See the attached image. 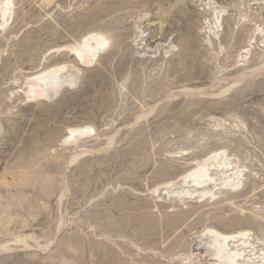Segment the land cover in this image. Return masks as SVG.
Instances as JSON below:
<instances>
[{
	"label": "rangeland",
	"instance_id": "1",
	"mask_svg": "<svg viewBox=\"0 0 264 264\" xmlns=\"http://www.w3.org/2000/svg\"><path fill=\"white\" fill-rule=\"evenodd\" d=\"M2 2L0 264H224L208 229L264 264V0ZM89 32L104 51L80 63ZM63 64L75 85L30 95Z\"/></svg>",
	"mask_w": 264,
	"mask_h": 264
},
{
	"label": "bare ground",
	"instance_id": "2",
	"mask_svg": "<svg viewBox=\"0 0 264 264\" xmlns=\"http://www.w3.org/2000/svg\"><path fill=\"white\" fill-rule=\"evenodd\" d=\"M7 5L5 4V2H2L0 4V17L2 20L6 18L8 11H9L7 8ZM81 38H82V41H80L81 44L78 45V47L67 48L68 51H70V53L72 55H74L75 58L80 63H83L84 58H88L91 61L96 60L98 58V56L100 55V53L104 51V47H105L104 45L105 44L103 43V41L106 42V37H104V35L102 36L99 33H90V34H88L84 37H81ZM74 46H76V45H74ZM69 47H71V46H69ZM55 49H57V48H55ZM56 53H58V52H56ZM65 65L63 64V65H59V66L45 68L44 70H39L38 72L36 71V73H34L31 76L29 75L30 77L29 76H28L29 78L27 77V80H28L27 84L30 83V89L28 88L30 95H31V93H33V94L39 96L40 98H43L44 100L45 99L48 100L52 97H57L58 95H61V93L64 89H66V88L68 89L69 87L75 85L76 84L75 75L73 73H70ZM25 93H27V90ZM22 94H23V92H22ZM27 94L29 95V93H27ZM87 129H88V127H82V128H70L69 127V129H68L69 132H67V134L69 133V135H67L66 139L71 138L72 136L82 135ZM90 133H91V131H90ZM204 160H205V158H204ZM210 160H212V159H210ZM198 161L200 162V164H198L196 167L193 166L194 168H192L188 173H186L182 177V180L184 182L190 184L193 188H195V194L197 192H199L201 194V197H202L204 194L203 191L207 190L208 188H213V186L216 187L218 185L217 184L218 182H216L217 179L214 178L215 176H213L214 174H213L212 168H211V165L214 163V161L211 163H208V162L203 163L204 161L201 163L200 160H198ZM215 167H217V166L215 165ZM216 169L220 170L221 168L218 167ZM224 169L225 168L223 167L221 170H224ZM235 175L237 176L236 172L230 173L226 177L225 182L227 183V185H235L236 186V183L234 181L232 182V180L236 178ZM181 176H180V179H181ZM237 184H239V183H237ZM232 187H234V186H232ZM65 189H66V187H65ZM208 230L209 231L204 236H205V239H211L212 238L211 243H210V250L214 248V252L212 250V252L211 253L209 252V253L216 256V257L213 256L212 258L210 257L211 260L223 262L224 264H236L235 258L237 256L241 255V253H238V251L242 250L245 246L241 249H239V248L234 249L232 247L229 250L227 248V245L231 246V245H233L231 243L239 242L240 240L244 239L243 237H245V236H243L241 234L242 232L241 233H232V234H226L225 233L224 234V233H221L215 229H208ZM206 242L204 245H206ZM208 246H209V244H208ZM0 248H1V246H0ZM2 249L3 248L0 249V252H2L1 251ZM4 250L5 249H3V251ZM242 254H243V252H242ZM205 260H207V259H205ZM237 260H238L237 262H239L241 260V257H239Z\"/></svg>",
	"mask_w": 264,
	"mask_h": 264
}]
</instances>
